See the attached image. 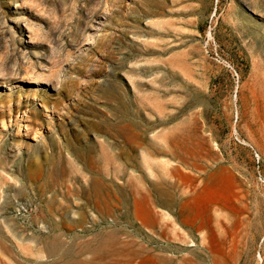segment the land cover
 Wrapping results in <instances>:
<instances>
[{
  "label": "rangeland",
  "instance_id": "obj_1",
  "mask_svg": "<svg viewBox=\"0 0 264 264\" xmlns=\"http://www.w3.org/2000/svg\"><path fill=\"white\" fill-rule=\"evenodd\" d=\"M0 264H264V0H0Z\"/></svg>",
  "mask_w": 264,
  "mask_h": 264
}]
</instances>
